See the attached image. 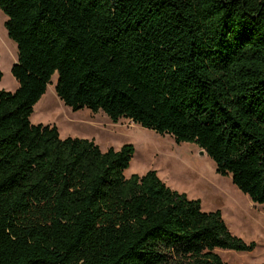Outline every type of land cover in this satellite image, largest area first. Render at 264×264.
Masks as SVG:
<instances>
[{"label": "trees", "instance_id": "trees-1", "mask_svg": "<svg viewBox=\"0 0 264 264\" xmlns=\"http://www.w3.org/2000/svg\"><path fill=\"white\" fill-rule=\"evenodd\" d=\"M0 9L19 82L0 90V264H228L216 249H255L221 210H203L157 170L127 177L132 143L103 150L31 116L57 73L56 93L74 111L195 143L264 204V0H0Z\"/></svg>", "mask_w": 264, "mask_h": 264}, {"label": "rangeland", "instance_id": "rangeland-1", "mask_svg": "<svg viewBox=\"0 0 264 264\" xmlns=\"http://www.w3.org/2000/svg\"><path fill=\"white\" fill-rule=\"evenodd\" d=\"M7 16L0 9V70L3 78L0 90L15 91L19 82L11 68L18 58L17 44L8 36ZM58 74L52 76L48 91L35 105L31 116L33 124L56 125L60 136H78L94 139L103 150L119 149L132 143L135 153L127 177L157 170L168 186L185 192L189 198L200 199L203 210H221L229 230L244 241L256 242L252 251L216 249L228 264L264 263V204L255 203L232 181L231 175L216 172L213 159L195 143H177L169 134L161 135L129 119L113 122L104 112L88 108L74 111L57 95Z\"/></svg>", "mask_w": 264, "mask_h": 264}, {"label": "water", "instance_id": "water-1", "mask_svg": "<svg viewBox=\"0 0 264 264\" xmlns=\"http://www.w3.org/2000/svg\"><path fill=\"white\" fill-rule=\"evenodd\" d=\"M206 151L204 149H202V153H205Z\"/></svg>", "mask_w": 264, "mask_h": 264}, {"label": "bare ground", "instance_id": "bare-ground-1", "mask_svg": "<svg viewBox=\"0 0 264 264\" xmlns=\"http://www.w3.org/2000/svg\"><path fill=\"white\" fill-rule=\"evenodd\" d=\"M47 91H48V89H47ZM41 101H42V99H41ZM41 101H40V102H41ZM40 102H39V103H40ZM39 103H37V105H38Z\"/></svg>", "mask_w": 264, "mask_h": 264}]
</instances>
